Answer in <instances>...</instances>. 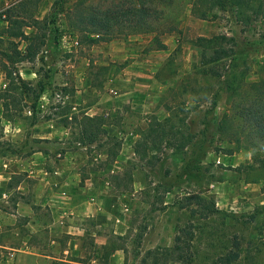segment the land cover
Returning <instances> with one entry per match:
<instances>
[{"label":"rangeland","instance_id":"obj_1","mask_svg":"<svg viewBox=\"0 0 264 264\" xmlns=\"http://www.w3.org/2000/svg\"><path fill=\"white\" fill-rule=\"evenodd\" d=\"M12 1L14 0H0V12ZM55 1L43 0L38 17H49ZM148 1L152 5V0ZM77 2L78 0H67L64 4V10H67L52 16L57 18L60 38L58 46H53L49 40L47 48L55 50L47 54L48 58L41 57L39 62L23 64L21 67L37 71V86L44 84L51 90L62 89L61 85L50 82L55 78L53 71L56 51L68 37H77L82 47L80 51L77 54L60 53V58L62 64L69 63L75 66L74 69L80 66L87 68V76L97 86L91 95L84 93L86 106L83 107L94 106L107 92L111 110L117 114L125 112L130 126L135 124L141 129L150 124L154 117L162 121L168 119L171 136L169 142H160L155 146L152 141L142 137L137 146L129 144L118 150L116 160L123 159L127 163L121 175H113L112 178L125 191L132 190L136 179H140L145 187L133 203L134 214L128 237L116 240L114 246H128L127 264H164L174 253L175 244L181 246L182 250L175 252L174 258L182 257L168 264H227V260H231L230 264H264V168L254 162L252 151L246 147L248 141L241 138L242 141L238 142L232 135H220L215 126L224 115L235 120V127L242 124L237 118V111L232 107L234 99L224 86L227 73L230 79L235 77L246 82L242 81L243 94L237 98L239 104L245 100L248 92L245 90L248 87L244 84L264 79V23L258 21L251 26H245L239 22L234 11L215 13L208 20H202L192 14L193 0H172L166 7L157 5L159 10L164 11L158 34L168 48L153 49L156 43L151 41L145 50L146 53L153 51V58L161 63L159 69L153 73L154 82L151 88L156 96L151 100L147 120L142 115L136 119L132 118L129 106L117 108L114 103L122 92L111 85V81L118 75L104 77L98 70L105 66L110 68L111 65H121L105 58V50L111 43L128 41L134 35L127 40L119 35L121 38L97 45L84 43L87 41L86 35H83L85 33L75 30L70 19V9ZM83 2L93 8L104 9L117 1ZM3 21L0 18V29L3 28ZM144 35L151 40L156 36ZM214 36H226L233 40L230 44L233 49L231 59L213 69L221 77L204 71L208 67L201 65V51L194 45L198 37ZM87 61L90 62L89 65H86ZM230 64H235V68L228 69ZM70 76L68 81L75 86L77 77L74 73ZM102 83L103 86H100ZM50 102L47 110L35 114V118L40 117L43 121L57 119L59 113L66 108L62 105L56 107ZM31 103V99H27L24 110L15 116L14 120L18 124L27 123L24 117L28 115L25 111L31 108ZM113 115L115 112L103 115V123H110ZM60 125H65V122L60 121ZM172 126L175 127L174 130L171 129ZM203 132H207V135ZM2 137L4 133L0 123V155L9 151L26 152L33 148L25 145L24 140L12 143ZM101 137L103 140L100 139L99 144H103L105 140L104 135ZM77 138L78 133L71 135L70 139L73 140L68 141L66 150L74 155L82 170L88 172L96 169L109 173L113 162L105 155L107 146L104 148L95 145L81 149L73 143ZM231 149L233 154L226 153V150ZM225 181L230 185H222ZM248 184L259 186L247 187ZM220 190L225 191L226 201H231V194L234 192L236 200L232 212L218 208ZM198 197L206 199V204L202 207L196 203ZM190 199L195 205L186 207ZM212 202H215L218 210L229 214L214 213L205 217L213 208ZM232 203L229 202L230 205ZM222 206L224 204L220 202V207ZM236 209L238 212H234ZM191 210L196 213L193 214ZM163 248H171L169 256L161 252ZM150 251L153 252L152 255L147 254Z\"/></svg>","mask_w":264,"mask_h":264},{"label":"crops","instance_id":"obj_2","mask_svg":"<svg viewBox=\"0 0 264 264\" xmlns=\"http://www.w3.org/2000/svg\"><path fill=\"white\" fill-rule=\"evenodd\" d=\"M1 25L4 27L6 23L3 21ZM151 41L147 35H134L128 41L111 43L104 55L121 63L110 68L105 66L108 68L105 76L118 75L111 81L112 87L122 91L114 103L117 108L129 106L132 118L136 119L149 115L151 100L156 96L151 86L153 73L161 62L153 58L152 50L153 53L145 52ZM81 48V45L73 49L59 45L53 71L55 78L50 81L61 85L60 90L65 95L63 106L70 108L68 114L59 113L57 119L48 121L25 116L28 124L20 125L4 118V108L0 104L2 138L12 143L24 140L25 145L33 147L26 152L9 151L0 155V264H127L128 246L114 245L116 240L130 233L133 203L144 184L136 179L131 191L119 187L112 176L123 172L127 163L123 159L113 162L109 173L96 169L84 172L66 146L73 140L71 135L79 132L73 120L76 116L103 119L115 112L111 122L104 123L103 128L110 137L122 141V148L129 144L137 146L149 124L141 129L135 124L130 126L125 112L117 114L111 110L107 92L94 106L83 107L86 106L84 93L91 95L97 87L87 76V68L74 69L69 63L62 64L60 58V53L77 54ZM53 50L46 48L37 62L41 57L48 58L47 54ZM89 63L87 61L86 65ZM20 71L23 79L37 86V71L22 67ZM73 73L77 77L75 86L68 81ZM5 87L6 80L0 71V90ZM50 92L46 87L39 101L47 102ZM62 120L65 125H60ZM73 143L81 149L88 148L77 140ZM224 184L230 185L228 181ZM251 186L259 184L247 185ZM231 196V201H226L225 191L220 190L218 208L232 212L236 200L234 192ZM220 202L224 206L220 207Z\"/></svg>","mask_w":264,"mask_h":264},{"label":"trees","instance_id":"obj_3","mask_svg":"<svg viewBox=\"0 0 264 264\" xmlns=\"http://www.w3.org/2000/svg\"><path fill=\"white\" fill-rule=\"evenodd\" d=\"M66 1L56 0L52 6V14L43 19L38 17L43 0H14L7 3L0 12V18L6 23L0 29V71L4 74L6 80V87L0 90V104L4 108V118L9 121H15V116L24 110V103L27 99H31V109L35 111L40 96L46 89L44 84L35 87L31 82L23 79L20 70L24 63L37 61L38 57L47 48L49 40L52 41L53 46H58L60 28L56 25L57 18L52 16L67 10H64ZM116 1L104 9L93 8L83 0H78L72 6L70 19L75 30L85 33L83 35H86L87 41L84 43L97 45L121 38L119 35H123L122 39L127 40L135 34H156L152 40L153 43H156V47L153 49L165 50L168 48L160 40L158 34L164 18V11L159 10L156 6L166 7L172 0H152V5L148 0ZM225 11H234L239 22L245 26H251L258 21L264 23V0H193L192 3L193 16L202 20H208L215 13ZM91 35L98 37L95 38ZM232 42L233 40L226 36L198 37L194 41V45L201 51V65L208 67L204 70L207 74L221 77V74L214 72L213 69L231 59L233 49L230 44ZM231 68H235V64H230L228 69ZM98 70L100 75L105 77L108 68L101 67ZM227 75L225 76L224 86L230 92V97L234 99L232 107L237 111V118L242 124L235 127V120L231 116L224 115L218 123H215V126H217L220 135H232L238 142L242 141L241 138L248 141L249 144L246 147L252 151L254 162L264 168V79L244 84L248 87V89H245L248 92L245 100L239 104L237 98L243 94L242 81L244 79L242 81L235 77L230 79ZM93 85L97 87L94 81ZM100 86H103V83ZM250 93L253 97L250 96ZM65 107L60 112L62 116L70 111L69 107ZM32 119L35 120V116ZM73 120H75L74 123L79 131L77 141L84 147L94 144L97 147L105 148L107 146L105 155L112 159L111 162H115L122 141L108 135V131L103 128L102 118H91L89 116L79 118L76 116ZM168 125V119L161 121L154 117L144 132L143 139L152 141L153 146L160 142H169L171 136ZM171 129L174 130L175 127L172 126ZM203 133L207 135V132ZM101 135L105 137L103 144L98 143L100 139L103 140L102 137L100 138ZM147 141L145 142L147 143ZM113 150L117 152H113ZM233 152L232 149L226 150L229 155ZM196 203L202 207L206 204V199L198 197ZM191 205H195V202L190 199L186 207ZM212 205L211 210L207 208L210 211L204 215L205 217L214 213L229 214L218 210L215 202H212ZM191 212L196 213L194 210H191ZM181 250V246L178 247L175 244L171 258L169 256L170 251H172L171 248H163L161 252H165L169 256L168 261L164 264L174 261L173 254ZM152 253L151 251L147 252L148 255H152ZM180 257L182 256L177 259H180ZM230 262L231 260H227V264H230Z\"/></svg>","mask_w":264,"mask_h":264},{"label":"built area","instance_id":"obj_4","mask_svg":"<svg viewBox=\"0 0 264 264\" xmlns=\"http://www.w3.org/2000/svg\"><path fill=\"white\" fill-rule=\"evenodd\" d=\"M81 44L78 40L77 37L74 36H70L66 39L65 42L61 43V46L63 47H70L71 49L73 48H77L79 47ZM72 53V51L70 52ZM52 101V105L58 107V106H63L65 104V95L64 92L60 89H56V90H51L50 92V96L49 99L47 100V102H43V101H38L36 110H32L31 108L27 109L25 111L26 115L28 116H34L35 114H40L42 112H44L45 110H47L49 103L51 104Z\"/></svg>","mask_w":264,"mask_h":264}]
</instances>
